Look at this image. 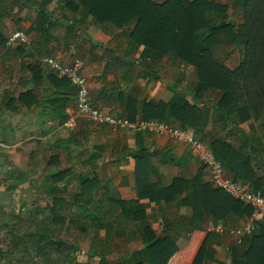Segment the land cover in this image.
I'll list each match as a JSON object with an SVG mask.
<instances>
[{
	"label": "crops",
	"instance_id": "obj_1",
	"mask_svg": "<svg viewBox=\"0 0 264 264\" xmlns=\"http://www.w3.org/2000/svg\"><path fill=\"white\" fill-rule=\"evenodd\" d=\"M37 3L26 6L22 0H0V127L18 129L24 149L34 146V154L38 155L35 160L39 158L43 164L37 167V163L31 161L29 168L45 177L65 171L64 180L57 186L59 194L65 188L74 192L72 198L65 196L67 199H74V194L80 193L83 178H97L100 186L92 190L94 203L106 180L113 184L122 199L139 203L149 226L144 231L136 228L133 239L126 245L121 244L127 234L116 227L99 231L106 243L104 249L110 251L107 258L116 257L111 260L117 264H134L142 250L159 258L161 264H194L195 260L198 264H223L222 261L236 264L234 259L245 256L256 233L262 232L264 238V221H256L257 232L253 235L229 233L230 229L248 221L253 210L248 213L244 204L237 207L230 195L211 185L198 154L169 135L127 129L112 132L104 125L91 123L77 113L75 89L62 106V102L56 101L57 80L37 69L32 71L31 65L36 66V61L40 62L45 55L65 64L80 59L92 103L133 121L142 119L146 110L147 114L154 112L148 109L151 105L167 103L175 95L187 96L193 101L192 94L199 83L195 68L186 66L192 72L187 78L184 74L187 64L167 57L142 59L143 45L109 34L102 26L92 24V16H83L80 11L63 12L57 1L52 0L46 5L50 11L48 19L42 17ZM62 14L66 15V20L61 18ZM15 30L24 31L30 43L7 45L9 32ZM130 30L131 27H126L123 32L129 34ZM93 43L100 45L93 46ZM44 69L50 71L47 67ZM28 90L32 93L24 100H15ZM218 96L217 92L208 91L199 100L195 99L209 112L208 121L203 125L198 119L194 126L185 127L169 114L161 119H150L167 121L206 142V135L214 127L211 111ZM262 110L258 118L249 117L237 126L228 124L222 134L239 156L250 159L246 171L241 168L240 157L232 159L236 171L241 170L244 177L235 180L250 187L252 183V188L257 184V191L264 194V108ZM80 200L86 204V198ZM218 221L223 223L224 231H209L208 227ZM155 241H163L164 245L146 248ZM110 242L121 251L117 253L107 248ZM79 243L88 250V240ZM128 245L133 246L131 251L125 250ZM219 254L223 258H219Z\"/></svg>",
	"mask_w": 264,
	"mask_h": 264
},
{
	"label": "trees",
	"instance_id": "obj_2",
	"mask_svg": "<svg viewBox=\"0 0 264 264\" xmlns=\"http://www.w3.org/2000/svg\"><path fill=\"white\" fill-rule=\"evenodd\" d=\"M22 1L26 6L38 2L42 17L49 19L50 11L46 5L52 0ZM56 1L63 12L80 11L83 16H92V24L102 26L109 34L122 36L129 43L143 45L142 59L167 57L193 66L199 78L196 92L192 94L194 100L175 95L167 103L151 105L148 109L154 112L147 114L146 110L143 118L161 119L169 114L185 127L194 126L198 119L199 124L203 125L208 121L209 112L204 105L199 106L196 100L204 93L215 90L219 96L211 111L214 127L205 140L222 162L225 174L233 179H244L243 172L236 171L232 159L240 157L244 171L248 169L250 159L239 156V152L223 139L222 133L228 124L237 126L249 117L258 118L263 112L264 0H235L238 14L236 24L226 19L228 6L213 0ZM61 18L66 20V15L62 14ZM218 19L221 21L218 22ZM46 23L51 24L49 21ZM126 27H131L129 34L123 32ZM44 31L47 32L46 28ZM99 45L93 43V46ZM229 59H236V63L232 62L228 66ZM36 63V66L31 65L32 71L37 69L52 80H57L56 101L65 106L74 90L68 79L58 77L44 69L46 66L40 62ZM29 93L32 91L20 93L15 100H24ZM64 174L65 171L60 170L45 178L51 183L42 198L49 197V200L39 202L40 205L28 209L20 207L17 212L10 211L7 220H3L6 213L0 206V236L3 233L8 235L6 248L0 243V264H90L89 261L77 260L81 239L90 242L86 254L90 258L98 257L97 264H117V261L107 258L110 251L104 249L106 243L100 238L99 231H107L114 226L118 231L125 232L127 238L121 244L124 246L133 239L136 228L144 231L149 226L139 203L122 199L109 180L101 183L102 191L95 203L92 201V190H98L100 186L97 178H83L80 181V193H75L74 199H67L59 194L57 186L64 180ZM258 187L254 184L252 189L257 191ZM83 197L86 198V204L80 200ZM234 200L237 207L242 206V202ZM245 209L248 213L253 210L248 205ZM65 233L76 238H68ZM263 239L262 232L256 233L245 256L237 261L234 259L235 263L264 264ZM162 242L155 241L146 248L163 246ZM146 261L149 264H161L159 258L143 250L138 252L134 264H144ZM194 264H198L197 260Z\"/></svg>",
	"mask_w": 264,
	"mask_h": 264
},
{
	"label": "built area",
	"instance_id": "obj_3",
	"mask_svg": "<svg viewBox=\"0 0 264 264\" xmlns=\"http://www.w3.org/2000/svg\"><path fill=\"white\" fill-rule=\"evenodd\" d=\"M13 43L29 44L30 38L24 32L15 30L9 32L6 40L7 45ZM40 63L60 77L68 79L75 89V101L77 113L85 117L91 123L104 125L112 132L120 130H134L152 134L169 135L178 142L184 143L188 148L199 155L204 169L207 172L211 185L224 191L232 198L251 206L252 217L243 224L229 230L232 235H252L257 228V220L264 221V194L253 190L248 184L228 177L225 174L222 162L216 158L212 148L204 141L194 136L190 131L175 127L167 121L158 119L129 120L126 117L116 116L99 108L89 98V86L86 76L83 74V65L76 58L71 63L65 64L59 59L45 55L40 58ZM209 231L223 232L224 225L218 221L208 227Z\"/></svg>",
	"mask_w": 264,
	"mask_h": 264
},
{
	"label": "rangeland",
	"instance_id": "obj_4",
	"mask_svg": "<svg viewBox=\"0 0 264 264\" xmlns=\"http://www.w3.org/2000/svg\"><path fill=\"white\" fill-rule=\"evenodd\" d=\"M155 1L162 2L163 0ZM213 1L226 4L228 6V16L226 19L232 23H237L238 14L236 13V7L234 5L235 0ZM219 21H221V19H218V22ZM235 54L237 55V52H235ZM235 54H233V57H235ZM232 62L236 63V59L235 61L230 59L227 60L228 66ZM186 66L189 65H184V74L188 75L187 78H190V73L192 72L187 70ZM210 92L215 93L216 91L210 90ZM215 99L216 97H214V100ZM17 132L18 129L15 128L0 127V206H2V209L6 213L3 220L9 219L8 213L10 211L17 212L20 207L25 209L32 208L39 204V202L43 203L46 201L45 199L49 200V197H42L46 192L45 189H48L50 180L48 178L45 179L46 177L43 174H36L35 171L33 173V170L29 168L31 161L37 163V167L43 164V162H41L39 158L35 160V157L38 155L34 154L35 150L32 149L34 147L33 145L31 146L32 148L28 147L24 149L22 147ZM73 193L74 192H70L65 188L61 195H64L67 198H72ZM65 236L73 239L76 238V236L70 235L69 233H65ZM0 241L2 247L6 248L8 235L6 233L1 234ZM79 246L81 247V250L78 251L77 260L79 262L89 261L90 264H97L98 257L90 258L85 253V250L87 249L83 247L82 243H79ZM131 247L133 246L128 245L125 247V250L131 251ZM107 248L117 253L121 251L113 242H110ZM110 258L115 259L116 257L114 258V256H112ZM219 258H223V256L219 254ZM222 263L225 264L224 261H222Z\"/></svg>",
	"mask_w": 264,
	"mask_h": 264
}]
</instances>
